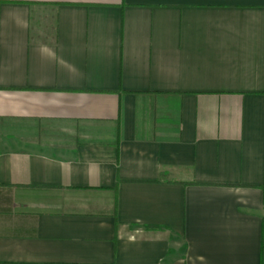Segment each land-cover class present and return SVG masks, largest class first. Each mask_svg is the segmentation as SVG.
Listing matches in <instances>:
<instances>
[{"label":"crops","instance_id":"0c3cea01","mask_svg":"<svg viewBox=\"0 0 264 264\" xmlns=\"http://www.w3.org/2000/svg\"><path fill=\"white\" fill-rule=\"evenodd\" d=\"M0 264H264V0H0Z\"/></svg>","mask_w":264,"mask_h":264}]
</instances>
